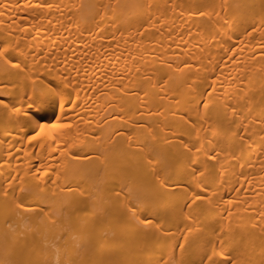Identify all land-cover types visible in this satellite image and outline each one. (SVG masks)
I'll return each mask as SVG.
<instances>
[{
  "label": "bare ground",
  "instance_id": "obj_1",
  "mask_svg": "<svg viewBox=\"0 0 264 264\" xmlns=\"http://www.w3.org/2000/svg\"><path fill=\"white\" fill-rule=\"evenodd\" d=\"M0 264H264V0H0Z\"/></svg>",
  "mask_w": 264,
  "mask_h": 264
},
{
  "label": "snow or ice",
  "instance_id": "obj_2",
  "mask_svg": "<svg viewBox=\"0 0 264 264\" xmlns=\"http://www.w3.org/2000/svg\"><path fill=\"white\" fill-rule=\"evenodd\" d=\"M59 127H69V125H59ZM37 137H32V139H36Z\"/></svg>",
  "mask_w": 264,
  "mask_h": 264
}]
</instances>
